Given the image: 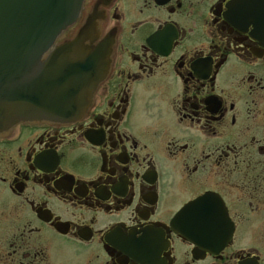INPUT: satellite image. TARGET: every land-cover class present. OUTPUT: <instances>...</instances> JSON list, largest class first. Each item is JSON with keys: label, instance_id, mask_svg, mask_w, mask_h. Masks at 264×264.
I'll return each instance as SVG.
<instances>
[{"label": "flooded vegetation", "instance_id": "flooded-vegetation-1", "mask_svg": "<svg viewBox=\"0 0 264 264\" xmlns=\"http://www.w3.org/2000/svg\"><path fill=\"white\" fill-rule=\"evenodd\" d=\"M76 36L86 112L0 131V264H264V0H84Z\"/></svg>", "mask_w": 264, "mask_h": 264}, {"label": "water", "instance_id": "water-1", "mask_svg": "<svg viewBox=\"0 0 264 264\" xmlns=\"http://www.w3.org/2000/svg\"><path fill=\"white\" fill-rule=\"evenodd\" d=\"M84 0H0V131L69 123L91 104L98 75L79 37L52 50ZM85 58V59H84Z\"/></svg>", "mask_w": 264, "mask_h": 264}]
</instances>
